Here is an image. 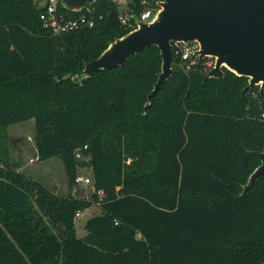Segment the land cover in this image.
Instances as JSON below:
<instances>
[{
    "label": "trees",
    "instance_id": "obj_1",
    "mask_svg": "<svg viewBox=\"0 0 264 264\" xmlns=\"http://www.w3.org/2000/svg\"><path fill=\"white\" fill-rule=\"evenodd\" d=\"M88 6L92 26L54 34L32 0H0V264H264V174L242 192L264 152V90L225 68L207 78L206 59L189 73L174 60L144 107L154 45L76 83L130 31L115 0ZM30 119L37 159L62 160L66 195L9 165L6 128ZM76 153L91 164L90 199L72 193ZM93 204L79 238L75 214Z\"/></svg>",
    "mask_w": 264,
    "mask_h": 264
},
{
    "label": "water",
    "instance_id": "obj_2",
    "mask_svg": "<svg viewBox=\"0 0 264 264\" xmlns=\"http://www.w3.org/2000/svg\"><path fill=\"white\" fill-rule=\"evenodd\" d=\"M32 1L37 10L45 9L48 3V0ZM90 1L59 0L64 9L75 13ZM173 41H196L200 47L198 60L214 59L207 78H222L225 68L247 78L245 89L258 86L263 92L264 0H162L151 21H136L134 29L110 42L97 58L71 75V80L80 83L99 70L124 66L129 55L154 45L159 49L161 67L147 95L144 107H148L151 98L173 74ZM256 154L260 164L248 176L242 192L253 185L256 177L264 174V152Z\"/></svg>",
    "mask_w": 264,
    "mask_h": 264
},
{
    "label": "rangeland",
    "instance_id": "obj_3",
    "mask_svg": "<svg viewBox=\"0 0 264 264\" xmlns=\"http://www.w3.org/2000/svg\"><path fill=\"white\" fill-rule=\"evenodd\" d=\"M119 7L124 8L126 0H117ZM35 126L33 119L11 124L5 131V142L7 144V154L10 167L23 173L25 176L35 179L50 190L59 195L67 194V178L62 160L59 157H52L46 160H38L34 142ZM75 157L81 163L77 167V175L89 177L90 161L81 154L76 153ZM88 160V161H87ZM89 163V164H87ZM72 193L80 198L90 199L93 187L90 184H74ZM100 213L96 204L81 211L74 220L76 236L82 238L86 235L84 227L86 221Z\"/></svg>",
    "mask_w": 264,
    "mask_h": 264
},
{
    "label": "built area",
    "instance_id": "obj_4",
    "mask_svg": "<svg viewBox=\"0 0 264 264\" xmlns=\"http://www.w3.org/2000/svg\"><path fill=\"white\" fill-rule=\"evenodd\" d=\"M162 0H140V4L143 6L142 10L139 13H136L126 6L125 2L124 8L119 7V23L126 29H134L136 27V21L149 22L151 21L156 12L159 9V3ZM94 0H91L85 7L83 11L76 17H70L67 13L62 12L59 8V0H48L47 6L45 9L41 10L39 14V19L42 21L45 27H48L52 30L54 34H63L68 31L77 29L79 27H90L93 25L92 17L86 15V12L89 13V6ZM118 5V1L115 0ZM119 6V5H118ZM172 43V56L173 62L179 69L184 73H189L193 68L195 63L198 61L200 47L196 41H190L188 43H183L181 41H173ZM204 65L207 71L211 69L214 65V59L211 57H206ZM264 119V112L261 115ZM89 177H83L78 175L75 178V182L81 184H89ZM98 194H101V191H98ZM80 212L75 214V218L79 216ZM74 218V220H75Z\"/></svg>",
    "mask_w": 264,
    "mask_h": 264
}]
</instances>
